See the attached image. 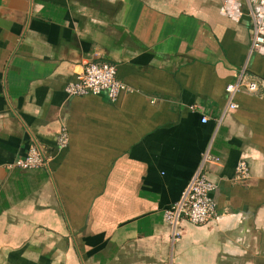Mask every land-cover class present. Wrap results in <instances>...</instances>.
Masks as SVG:
<instances>
[{
  "label": "crops",
  "instance_id": "0c3cea01",
  "mask_svg": "<svg viewBox=\"0 0 264 264\" xmlns=\"http://www.w3.org/2000/svg\"><path fill=\"white\" fill-rule=\"evenodd\" d=\"M239 1L234 22L220 0H0V264H264V58ZM93 60L130 90L68 96ZM241 71L259 86L231 109ZM31 145L48 165L10 166ZM205 152L216 213L174 241L163 211Z\"/></svg>",
  "mask_w": 264,
  "mask_h": 264
},
{
  "label": "built area",
  "instance_id": "2783aa9c",
  "mask_svg": "<svg viewBox=\"0 0 264 264\" xmlns=\"http://www.w3.org/2000/svg\"><path fill=\"white\" fill-rule=\"evenodd\" d=\"M248 13L251 18L252 35L250 52L257 53L264 58V0H247ZM219 12L231 21L237 22L243 14V5L239 0H220ZM259 82L257 79H246V73L241 71L234 81L225 86L229 97V108H236L237 103L232 101L236 92L242 88L256 91ZM130 88L117 78L116 65L107 61H88L75 79L68 82L65 92L68 96H83L88 94H105L110 100H115L121 93ZM206 122V117L201 119ZM69 141L68 131L62 126L56 135L57 149H63ZM50 157L43 148L31 145L26 153L16 159L10 166L20 169H35L47 166ZM217 160L209 152L203 154L202 160L183 188L180 197L171 206L163 211V220L170 230L174 241L181 236V222L188 221L193 225L204 224L216 213V202L212 192L216 183L212 181L206 172V164ZM250 176L248 164L244 159L238 160L233 179L243 181Z\"/></svg>",
  "mask_w": 264,
  "mask_h": 264
}]
</instances>
